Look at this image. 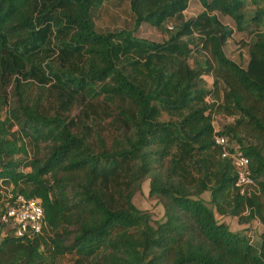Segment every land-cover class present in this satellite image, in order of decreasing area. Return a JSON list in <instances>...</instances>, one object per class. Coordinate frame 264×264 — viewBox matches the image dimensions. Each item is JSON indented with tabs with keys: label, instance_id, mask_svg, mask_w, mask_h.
Returning a JSON list of instances; mask_svg holds the SVG:
<instances>
[{
	"label": "trees",
	"instance_id": "trees-1",
	"mask_svg": "<svg viewBox=\"0 0 264 264\" xmlns=\"http://www.w3.org/2000/svg\"><path fill=\"white\" fill-rule=\"evenodd\" d=\"M191 1L0 0V218L2 186L43 208L31 238L0 220V264H264V0H198L185 17ZM122 3L129 19L99 28ZM220 17L248 35L245 67ZM142 24L165 37H137ZM211 74L221 102L207 100ZM219 106L235 115L221 133L249 159V196L213 142ZM147 178L155 225L133 203ZM217 217L262 230L254 241Z\"/></svg>",
	"mask_w": 264,
	"mask_h": 264
},
{
	"label": "rangeland",
	"instance_id": "rangeland-1",
	"mask_svg": "<svg viewBox=\"0 0 264 264\" xmlns=\"http://www.w3.org/2000/svg\"><path fill=\"white\" fill-rule=\"evenodd\" d=\"M249 1V2H248ZM248 5H251L250 0H247ZM200 9V6L198 4V0H192L188 6V9L184 12L185 17H192L196 14H198ZM111 11L115 16L118 17L117 23L115 26L111 24L112 16L108 13H104L103 16H101L99 22L97 23L99 28H109L112 29L113 27H121L123 20L129 19V8L126 4L122 3L118 8L117 7H111ZM223 22H229L231 27L234 29L232 40H230L227 45L225 46V52L228 55L229 58L236 61L239 65L245 67L246 63L248 61V51L246 46H243L239 43H246L248 41V35L245 32H238L235 30L234 23L228 19V18H222ZM165 32H160L159 30L155 29L154 27H151L147 24H142L137 32L136 36L141 38H146L148 40L152 41H162L165 37ZM203 58L202 54H197L196 57L191 56L190 63L193 65L195 62V59L200 62ZM206 76L204 79V84L207 88H212L214 90L213 97L218 101L221 102V86L219 85L217 88L214 87V75H204ZM212 98V97H210ZM216 101V102H217ZM215 117L213 119V124L217 128H222L226 124L232 123L234 121L235 115H229L227 112H224L220 109V106L217 108V113L215 112ZM259 115H261L264 118V112L260 109L258 112ZM253 125L248 126L249 133L251 135L257 134L258 132L252 127ZM3 192H8L10 190V187L8 186H2ZM204 200L208 204V194L205 193L203 196ZM133 203L134 205L144 211L149 212L151 216V224L155 225L156 222L161 221L163 219L164 215V209L161 201H159L156 198H151L149 196V179H145L142 184L141 188L138 192L135 193L133 197ZM220 220H223L225 223L228 224L229 228L232 231H243L245 234L250 233L252 237L254 238V241L257 240V237L262 230V226L254 221L251 224H239L238 220L233 217H217ZM71 259L68 256H65L61 260H59V264H70Z\"/></svg>",
	"mask_w": 264,
	"mask_h": 264
},
{
	"label": "built area",
	"instance_id": "built-area-1",
	"mask_svg": "<svg viewBox=\"0 0 264 264\" xmlns=\"http://www.w3.org/2000/svg\"><path fill=\"white\" fill-rule=\"evenodd\" d=\"M167 29L173 25L167 23ZM211 101L210 97H207ZM213 142L220 148L221 157L228 158L235 171V188L242 196H249L257 191L255 181L249 169V159L243 154L238 145H235L221 133V128L214 126ZM4 211L0 220L14 229L16 236H32L41 233L43 227V208L39 199L27 198L22 194L5 193ZM251 235V234H250ZM252 236V235H251Z\"/></svg>",
	"mask_w": 264,
	"mask_h": 264
},
{
	"label": "crops",
	"instance_id": "crops-1",
	"mask_svg": "<svg viewBox=\"0 0 264 264\" xmlns=\"http://www.w3.org/2000/svg\"><path fill=\"white\" fill-rule=\"evenodd\" d=\"M205 77H206V76H203L204 79H205ZM211 97H212V98H210L211 100H215V101H217V100L213 97V95H211ZM216 113H217V112H216ZM214 117H215V115H214ZM213 125H214V124H213Z\"/></svg>",
	"mask_w": 264,
	"mask_h": 264
}]
</instances>
